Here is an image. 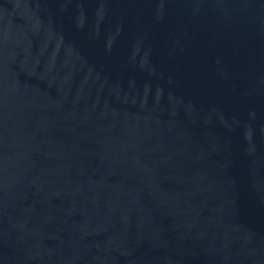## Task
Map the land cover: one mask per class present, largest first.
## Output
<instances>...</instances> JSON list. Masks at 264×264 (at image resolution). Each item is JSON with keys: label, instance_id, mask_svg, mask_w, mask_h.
Instances as JSON below:
<instances>
[{"label": "water", "instance_id": "95a60500", "mask_svg": "<svg viewBox=\"0 0 264 264\" xmlns=\"http://www.w3.org/2000/svg\"><path fill=\"white\" fill-rule=\"evenodd\" d=\"M0 264H264V0H0Z\"/></svg>", "mask_w": 264, "mask_h": 264}]
</instances>
